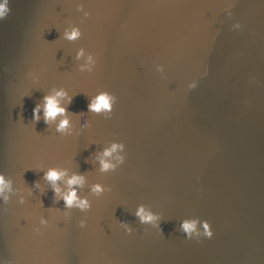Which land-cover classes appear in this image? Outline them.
<instances>
[{"label": "water", "instance_id": "water-1", "mask_svg": "<svg viewBox=\"0 0 264 264\" xmlns=\"http://www.w3.org/2000/svg\"><path fill=\"white\" fill-rule=\"evenodd\" d=\"M77 3L89 12L83 22ZM226 3L9 0L35 104L59 87L72 97L62 101L71 136L40 117L51 167L83 173L73 187L92 202L81 212L58 201L69 264H264V0H236L231 16ZM68 22L79 40L62 38ZM81 46L98 58L92 72L78 71ZM100 90L116 96L109 118L87 111ZM80 113L89 127L77 134ZM113 140L125 144V161L102 172L95 157ZM94 183L110 191L96 197ZM141 203L160 213L161 231L139 223ZM186 217L207 219L213 236L186 239Z\"/></svg>", "mask_w": 264, "mask_h": 264}, {"label": "clouds", "instance_id": "clouds-1", "mask_svg": "<svg viewBox=\"0 0 264 264\" xmlns=\"http://www.w3.org/2000/svg\"><path fill=\"white\" fill-rule=\"evenodd\" d=\"M235 2L236 0H227L222 11H225L228 16H231V8L235 6ZM76 9L78 12L83 13L81 17V22H83V19L89 16V12L84 10L83 3H77ZM9 11V0H0V19L5 18ZM232 28L240 29L241 23L236 21L232 25ZM61 36L64 40L76 41L82 37V30L78 24L68 22L63 28ZM75 58L77 60L83 59V63L78 65V71L80 72H92L98 59L97 56L90 51L86 54V49L83 46L76 51ZM156 70L163 73L164 65L157 64ZM196 87V80H192L187 84L188 89H194ZM64 98H67L68 103H71L72 97L68 95L67 89L63 87L56 88L54 91H50L43 95V103H37L32 108V121H40L42 111L45 125L55 122V131L57 133L71 136L73 134V129L76 126L67 114V107L62 103ZM115 102L116 96L112 92L108 90H100L88 98L87 111L95 114H102L106 118H109L112 114ZM79 115L80 123L79 128L77 129V134L79 129L89 127V120L86 115L84 113H80ZM58 116L60 119L57 121ZM95 159L99 162L100 171H115L125 161V144L122 141L113 140L110 144L104 147L102 151L97 153ZM41 170L43 171V169ZM43 179L49 182L53 193V202L56 203L62 199L65 210L78 209L81 212H87L92 207V202L87 196H80L77 193V187H82L86 182V176L83 173L72 172L71 175H69V170L67 168L48 167L46 171H43ZM62 180L66 187L62 188L61 184L58 183ZM33 187L43 191L39 181H34ZM12 191V181L4 174L0 173V199L7 202L10 198L9 193ZM107 191H110V188L101 183H94L90 188V192L96 197L101 196ZM23 192L24 190H21L19 197L20 204L26 202V197ZM27 195L32 196L31 189H27ZM40 203L43 205L42 201H40ZM49 211L61 212L60 209L53 208H49ZM134 214L138 218L140 224L150 225L158 231H161L159 223L161 219L160 213L153 211L152 208L141 203L137 206ZM62 215L64 219H68L70 212L63 211ZM86 223V219H81L79 221L81 228L85 227ZM48 224L49 218L41 215L39 217V225L36 226L35 231L39 232L41 226H47ZM119 225L125 233L131 234L133 232V227L128 222L119 221ZM178 231L183 233L186 239H196L198 241L201 238L210 239L213 236L210 222L207 219H200L199 217L183 218L179 222ZM0 264H5V261L0 259Z\"/></svg>", "mask_w": 264, "mask_h": 264}]
</instances>
